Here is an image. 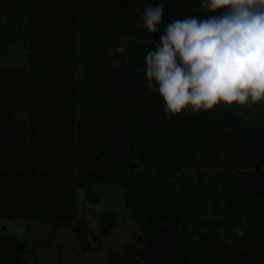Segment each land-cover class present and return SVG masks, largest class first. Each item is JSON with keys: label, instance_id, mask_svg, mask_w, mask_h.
<instances>
[{"label": "trees", "instance_id": "16d2710c", "mask_svg": "<svg viewBox=\"0 0 264 264\" xmlns=\"http://www.w3.org/2000/svg\"><path fill=\"white\" fill-rule=\"evenodd\" d=\"M158 5L152 33L142 17ZM221 12L0 0V219L66 224L93 250L118 214L92 188L114 184L145 237L112 264H264V103L168 114L145 75L146 42L165 25ZM0 264H28L24 241L0 232Z\"/></svg>", "mask_w": 264, "mask_h": 264}, {"label": "clouds", "instance_id": "9594fccd", "mask_svg": "<svg viewBox=\"0 0 264 264\" xmlns=\"http://www.w3.org/2000/svg\"><path fill=\"white\" fill-rule=\"evenodd\" d=\"M201 7L222 12L175 19L165 25L159 44L146 42L145 75L165 112L264 103V0H201ZM142 19L149 32H157L163 7H146Z\"/></svg>", "mask_w": 264, "mask_h": 264}, {"label": "rangeland", "instance_id": "374dc122", "mask_svg": "<svg viewBox=\"0 0 264 264\" xmlns=\"http://www.w3.org/2000/svg\"><path fill=\"white\" fill-rule=\"evenodd\" d=\"M92 191L99 204L118 214L116 227L99 239L96 249L82 250L71 227L50 230L30 219H0V232H8L24 241L28 264H112L117 263L125 246L140 245L145 237L141 225L130 220L123 204L121 189L114 184L95 185ZM82 194L78 192L77 200ZM94 208H97L95 206Z\"/></svg>", "mask_w": 264, "mask_h": 264}, {"label": "built area", "instance_id": "2783aa9c", "mask_svg": "<svg viewBox=\"0 0 264 264\" xmlns=\"http://www.w3.org/2000/svg\"><path fill=\"white\" fill-rule=\"evenodd\" d=\"M85 219L88 220V222L90 223V229H93L94 228V225H93V215L91 214L90 211H86L85 212Z\"/></svg>", "mask_w": 264, "mask_h": 264}]
</instances>
